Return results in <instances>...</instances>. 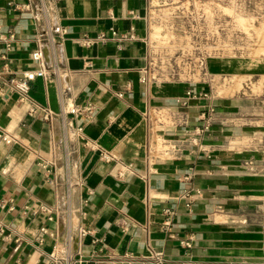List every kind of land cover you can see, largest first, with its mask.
<instances>
[{"label": "crops", "instance_id": "crops-1", "mask_svg": "<svg viewBox=\"0 0 264 264\" xmlns=\"http://www.w3.org/2000/svg\"><path fill=\"white\" fill-rule=\"evenodd\" d=\"M149 6L0 0V30L14 35L0 44V135L12 139L0 137V264H55V251L56 264H264V115L251 113L264 96L222 97L214 83L264 77V57L209 58L194 88L211 95L177 108L188 82L140 80ZM40 49L46 76L10 90L41 69ZM210 106L216 123L195 147L186 127Z\"/></svg>", "mask_w": 264, "mask_h": 264}, {"label": "rangeland", "instance_id": "rangeland-1", "mask_svg": "<svg viewBox=\"0 0 264 264\" xmlns=\"http://www.w3.org/2000/svg\"><path fill=\"white\" fill-rule=\"evenodd\" d=\"M263 0H220L219 10L210 12H187L176 9L170 12L163 8L156 0H150L149 6V36L152 51L156 57V70L159 74L170 71L168 78L172 81L200 79L196 74L197 55L201 50L210 51L217 49V54H225L234 57H250L257 64L264 57V42L261 41V30L258 28L264 22ZM227 5V3H229ZM174 15V16H170ZM201 16L215 17L220 24L219 35L233 40L231 43L221 42L214 45L200 47V43H189L186 40L191 32L196 34V29L190 27L189 17L195 19ZM193 18V19H194ZM205 32L212 33L214 28L204 27ZM210 54V53H208ZM156 71V72H157ZM157 72V73H158ZM217 85L218 95L233 96L244 93L246 96H264V77L254 76H218L214 82ZM247 87H251V91ZM261 108L257 107L251 113L264 115V97ZM254 118V117H253ZM264 129V125H262ZM264 132V131H263ZM263 140V139H262ZM253 142V141H252ZM257 142L254 141V143Z\"/></svg>", "mask_w": 264, "mask_h": 264}, {"label": "built area", "instance_id": "built-area-1", "mask_svg": "<svg viewBox=\"0 0 264 264\" xmlns=\"http://www.w3.org/2000/svg\"><path fill=\"white\" fill-rule=\"evenodd\" d=\"M159 5H161L163 8H167L170 12H174L177 8L182 10L187 11V12H210V11H217L219 10V5L220 0H156ZM227 3V5H229ZM174 16V15H170ZM192 19L190 21V27H194L196 29V34H193L191 32V37L192 39L186 40L189 43H200V47H203L206 45H214L217 43L221 42H226V43H231L233 42L232 39L229 37L224 38L219 35V28L221 27L220 24L217 21H214L215 17H207V16H201L200 18L195 19L194 17H189ZM194 18V19H193ZM204 27H212L214 28V31L212 33H209L208 31L205 32L203 29ZM112 37L119 40L120 42H124L128 39H134V35H122L117 33L116 31H112ZM14 39V35H8L3 33L0 30V44L4 43L8 48H10L11 43ZM107 37L106 35H101L98 40H106ZM84 45H90L92 44L93 40L92 39H84ZM218 51L217 49L210 50V51H203L201 50L200 53L197 55L196 60L199 61L198 65L196 66V74H198V77H200L199 80L197 81H189L185 80L186 82L189 83L190 88L186 91V93L183 96L176 97L174 99V106L177 108H186L189 106L190 101L193 99L201 98V97H208L210 96L209 93L204 92V91H197L195 90L196 84L201 81L202 78H206L208 76V71L206 68V63L207 60L211 57H216V56H221L224 54H217L214 56H211L212 53H216ZM210 53V54H208ZM33 59L35 61H38L41 65V69L37 71H27L23 74L21 78H11L8 82V86L10 87V90L13 91H18L23 94L27 93V91L30 88V85L38 78L45 77L46 76V68H47V62L45 59V53L43 50H39L35 53H33ZM155 55L152 51V45H151V53L149 57V63L148 67L144 70V74L141 77V82L143 84L149 83V82H159V81H172L168 78L170 76V71H166L162 74H159V72L156 70V62H155ZM158 73H157V72ZM183 81V80H179ZM173 82H178V81H173ZM81 110L76 107L72 106L68 109V113L71 115H76L80 112ZM50 114V113H49ZM216 114H217V109L215 106H210L207 109L203 110L200 112V115L197 119V122L193 126H188L187 128V133L191 137V141L195 147H201L200 141L203 137H205L208 133H210L213 125L216 123ZM0 137L7 143L10 144L12 143V139H9L5 135L1 134ZM106 160H109L107 156H103ZM44 168H47L46 165L43 166ZM194 172H190L189 174H186L183 177L184 181H191L193 179ZM170 213V211H168ZM44 233H46V229H42ZM86 234L85 231H82V235ZM186 247H189L190 244L189 242H184L183 243ZM53 263H57L59 261L58 256L56 255V251L53 252L50 255ZM155 258L158 262H162V257L161 254L157 253L155 254Z\"/></svg>", "mask_w": 264, "mask_h": 264}, {"label": "bare ground", "instance_id": "bare-ground-1", "mask_svg": "<svg viewBox=\"0 0 264 264\" xmlns=\"http://www.w3.org/2000/svg\"><path fill=\"white\" fill-rule=\"evenodd\" d=\"M47 49V48H46Z\"/></svg>", "mask_w": 264, "mask_h": 264}]
</instances>
